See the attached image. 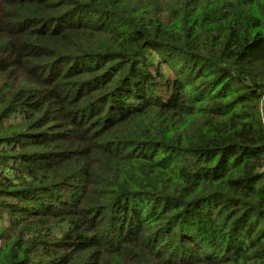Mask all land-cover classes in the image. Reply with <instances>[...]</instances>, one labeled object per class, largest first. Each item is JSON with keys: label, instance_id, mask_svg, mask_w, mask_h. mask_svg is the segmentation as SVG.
Masks as SVG:
<instances>
[{"label": "trees", "instance_id": "1", "mask_svg": "<svg viewBox=\"0 0 264 264\" xmlns=\"http://www.w3.org/2000/svg\"><path fill=\"white\" fill-rule=\"evenodd\" d=\"M0 264H264V0H0Z\"/></svg>", "mask_w": 264, "mask_h": 264}]
</instances>
